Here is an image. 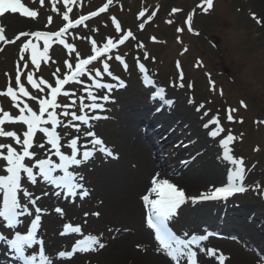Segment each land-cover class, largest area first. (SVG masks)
<instances>
[{"label":"rangeland","instance_id":"374dc122","mask_svg":"<svg viewBox=\"0 0 264 264\" xmlns=\"http://www.w3.org/2000/svg\"><path fill=\"white\" fill-rule=\"evenodd\" d=\"M25 1L32 5L34 11H40L43 6L45 13H41L40 18L35 17L32 25L17 28V32L45 28V24L51 28L63 25L65 23L63 14L70 12L69 8L77 10L75 14H78L108 0H70L66 7L49 1L44 5L39 3L40 0ZM255 1L213 0V7L204 12L203 7H206V4L203 0H112L108 14L87 24L71 36L72 51L65 52L62 47L48 51L47 57L39 62L38 70L31 64L27 53L24 54V60H20L23 40L16 45L11 44L14 48L8 47L5 55L12 53L13 56L6 61L0 60V90L4 91L11 80L13 89L17 91L19 103L23 104V101H26L17 89L15 75L18 67L22 74L20 83L24 84L30 94L34 93L35 88L27 82L29 72H32L33 79L38 84L40 79H46L48 84L56 87L55 81L61 79L69 70L66 61L73 65L77 60L89 56L95 51L94 48H100L109 39L113 41L117 37L119 32L110 18V15H116L118 21L122 23L121 32L125 33L124 36L128 31H134H131L133 35L128 47L124 49L132 70L126 74L129 75L125 82L126 89H118L115 92L118 96L117 108H122L129 100L136 98L134 92L139 87L141 79L140 69L134 67V55L141 53L140 59L146 60L151 69L159 74V78L162 74L167 76L166 81H160L169 86L171 95L173 94L177 100L175 118H182L185 124H193L197 133L201 134L205 121L201 118L203 112L209 113V117L212 116L213 119L220 116L221 122L227 123L226 130L223 131L225 138L229 134L235 138L228 145L232 157L242 159L245 171L252 172V175L256 172L264 174V23L260 20L262 13ZM262 3L264 5V0ZM174 9L178 11H173ZM141 10H144L145 15H140ZM190 15L194 35L188 32L187 19ZM144 17L146 18L143 20ZM49 18L53 19L51 23ZM150 19H153L152 22H148ZM140 23L144 24L142 29L139 27ZM9 37H13V34ZM153 37L156 40L150 42V38ZM93 40L96 41L95 46L92 44ZM25 63L27 67H24ZM181 71L184 76L183 87L179 86ZM53 73L57 75L54 76ZM172 80H175L176 87H170ZM212 82L215 83V89ZM40 86L44 88V84ZM78 88L75 86L69 90L76 93ZM50 94L51 90L47 92V96ZM35 96L40 99L46 97L38 88ZM91 97L92 95L88 99ZM8 99L11 104L14 103L10 97L0 96V107L3 108V112L10 108L7 104ZM241 101L246 107L241 105ZM26 102L29 106V103L34 101ZM199 107L203 109L200 112ZM230 108L235 109L232 120L227 119ZM50 112L46 114L47 118ZM105 114H109L110 118L99 121L95 126V129L104 136H99L103 140L108 139L104 132H113L111 117L116 116L114 109L102 115ZM89 131L93 130L87 132L81 130L79 134H87ZM110 142L112 149L115 150L116 143ZM199 146L215 151L214 155L217 154L219 157L220 147L218 148L216 141L207 145L202 142ZM90 147L94 148L93 144ZM222 151L224 154V146ZM207 159H203L202 162L206 163ZM226 164L228 168L236 167L228 160ZM135 165L131 164L133 168ZM222 165L218 164L219 167ZM259 198H264V175L249 184L246 194L241 196L238 202H250L251 199L257 201Z\"/></svg>","mask_w":264,"mask_h":264},{"label":"bare ground","instance_id":"6f19581e","mask_svg":"<svg viewBox=\"0 0 264 264\" xmlns=\"http://www.w3.org/2000/svg\"><path fill=\"white\" fill-rule=\"evenodd\" d=\"M255 4L259 6L262 13L260 20L264 23L262 0H256ZM32 24L31 19L19 13H7L0 17V26L5 28L8 36H15L17 28ZM6 50L7 46H4L0 52L1 61L13 56L12 53L5 55ZM146 93L147 90L142 89L139 100L132 99L119 109L116 105L113 107L116 114L113 118V132L106 131L104 134L109 142L116 143L115 153L108 156L97 150L79 166H70L76 181L89 191L88 198L69 200L62 194L55 195L50 187L42 190L37 187V183L30 182L34 188L26 187L31 192L32 199L37 201L32 205L25 197L24 204H28L29 211L34 212L36 207L45 209L41 213L44 225L42 236L45 239V255L51 259L52 264H172L140 218L141 193L152 187L149 175L160 173L162 177H171L178 188L185 190L186 195L207 192L229 182L233 171L228 169L227 164L218 166L222 162L220 152L218 151V157L217 154L214 155L215 151L202 150L204 147L199 146L202 142L207 145L216 141L219 148L223 136H210L206 131L208 125L204 126L201 134L197 133L193 124L182 131L185 121L175 118L174 110L178 103L174 96L167 98L173 103L165 105L172 108L171 112L167 113L162 109L154 114L153 106L148 98H144ZM204 120H210L209 114ZM189 130L192 131L191 134L185 137ZM197 134L200 136L192 142ZM85 143L77 147L78 159H83L85 146L87 150H92ZM185 144L187 146L177 152V148ZM213 146L214 144L211 145ZM14 148L17 150L20 144H15ZM61 152L69 156L73 154L68 145ZM162 152L169 155L170 161H177L179 154L183 158L175 167L169 168L167 160H159ZM47 153L51 154L52 150ZM203 159H207L206 163L202 162ZM132 163L136 164L134 168ZM263 175L260 172L247 175L243 182L252 184L253 180ZM21 195L22 193L19 196ZM191 207L188 211H180L176 218L180 233L199 229L206 234L207 230L200 224L208 222L228 237L226 240H218L209 236L198 249L201 264H218L216 257H207L200 251L202 247L206 249L208 243L211 244L208 249H216L217 254L223 253L228 257L224 264H264L261 259L264 257V198L242 203L231 199H215L195 202ZM56 208L62 209L63 214L56 212ZM95 209L101 212L100 216L93 215ZM67 222L78 223L83 233L97 237L105 247H97L94 251H85L67 259L57 258L56 246H63L73 236L60 235ZM233 233H237L236 238L229 237ZM251 242L260 246V251ZM5 257L6 251L0 242V264H8Z\"/></svg>","mask_w":264,"mask_h":264},{"label":"snow or ice","instance_id":"6c2138e0","mask_svg":"<svg viewBox=\"0 0 264 264\" xmlns=\"http://www.w3.org/2000/svg\"><path fill=\"white\" fill-rule=\"evenodd\" d=\"M41 4H43V0H40ZM206 7H203V11L207 12L209 9L213 7V0H203ZM65 3H68V0H65ZM112 3V0H108L107 3L103 5L98 11L104 12L109 5ZM71 11V8L68 9ZM173 11H178L174 9ZM5 13H21L25 17L35 18L37 17V12L30 10L29 8L25 7V5L21 2V0H0V17H3ZM97 12H92L88 16H80V18L75 21L76 25L81 24L83 21L88 20L92 16H96ZM141 16L144 14L141 13ZM63 19L67 20L68 23L61 27L56 32H43V31H20L18 34L15 35L14 39L9 40L8 37L5 35V28L0 26V41H5L8 43H15L16 41H20L21 38H28L34 37L37 40L43 38L44 40V48L42 52H38L37 45L33 43L32 39H26L25 42L22 43L20 49V60H24V54L31 50V63L36 66V69H39V62L40 59H44L47 57L48 53V46L49 41L51 38L56 37L59 38V43L64 45L67 49L72 50L73 45L65 44V40L62 39L65 33L68 31L69 28L73 26V22L69 20L68 12H65L63 15ZM114 19V18H113ZM191 15L187 19V24L189 30H191ZM49 23H51V18H49ZM116 29H120V24L117 22L115 25ZM139 27L142 29L144 27L143 23H140ZM177 31H182V29H177ZM133 33L128 31L127 34L119 40L120 44H123L128 37H131ZM152 39H155L154 37ZM92 44L95 46L96 41L93 40ZM142 46V45H141ZM116 47L113 44V41L109 39L107 43L103 45V49L94 48V50L99 55L101 51L107 52L110 48ZM2 50V49H0ZM187 49H185L186 51ZM97 59V56H88L86 59H80L75 64V70L72 72L71 76H65L64 79H57L55 81L56 87H52V85H48L51 89V100L48 99H39L38 103V111H34L31 107L27 104H24L23 107L20 106L19 97L17 95V91L13 89L11 85V80H9V84L6 87V90L0 91V96H8L11 100L15 103V107L19 109L20 114L13 117L8 112H3V108L0 107V112H3V118H0V136L3 137H12L15 138L16 144H22V152H17L15 148L11 145L5 146L0 144V149L7 147V154L3 155L0 153V158L6 161V172L7 175H0V191L3 192V209L0 210V217H3L7 222L9 227H13L16 224H19L20 221L17 217L27 213L29 217L33 216V213L29 211L28 204H21L20 200L18 199V192H22L25 197L28 198V202L32 205L37 203L36 199H32L31 192L28 191L27 188H22L21 183V173L26 174V181H30L31 183H36V175L34 174L33 167L27 166L24 163L26 157L34 156L33 152L29 151V148L32 146V138L35 135L37 129L40 132L45 133L48 137L49 142L51 143L52 147L56 149L55 155L59 157L60 163H54L51 159H39L36 161L38 165L39 175H41L45 180L50 183L56 184L57 186L64 185L68 188L69 192L71 193L75 189L79 188L82 190L81 194L83 196H87L88 192L83 188V184L76 181L75 174L68 171L69 165H80L85 161L89 160L93 154V150H87L85 146V150L83 151V159L77 158V139H72L70 141V147L72 149V155H65L63 152L60 151L59 145V135L55 131V126L59 123L57 116L54 112H50L48 114V120L43 119V114L47 111L48 107L55 109L58 105L56 104V97L57 94L61 92V86L65 85L69 82L70 79L75 80L79 77L82 73L85 72V66L89 65L90 62ZM117 60H122V57L117 56ZM19 64V62H18ZM67 67L72 69L73 65L66 61ZM125 70L127 69L128 65L125 63L124 65ZM177 66L179 67V61H177ZM199 66V65H198ZM24 67H27V63H25ZM139 68L142 72L145 73L144 81L146 84H153L154 81L148 76L147 69L145 68L144 64H140ZM103 69L109 76H112V73L108 71L109 65L108 63L103 64ZM54 76L57 73H53ZM96 75L99 76L100 72L97 71ZM180 80L181 84L180 87H183V72H180ZM16 83L18 85V91L23 94L24 97L29 96V92L25 89L24 84L20 83V70L19 67L17 68V75H16ZM117 80V85L112 84H101L97 83L96 87L98 88H107L109 91L113 89V87H124L125 83L119 77H114ZM27 82L31 84L33 88H38L40 91H43L41 88V84H47V81L41 79L40 84H38L33 79L32 72L27 73ZM212 87L215 89V83L212 82ZM164 92L163 88H159L154 93L155 97H160L163 103L167 105H171L173 103L172 100L164 99ZM222 94V90H221ZM64 95H68V93H64ZM110 97L108 95H104L100 97L107 101ZM32 100H37L36 96L31 97ZM92 99L95 101L97 97L93 96ZM241 105H244V102H240ZM92 109L103 108L102 104L92 103L89 105ZM203 107V105H201ZM235 109L228 110V120L233 119L232 113ZM27 112L28 115L24 113ZM64 115H71L75 120H80L87 122L89 117L86 115H76V113H68L65 112ZM106 117H102L96 115L92 117V119H104ZM51 121L52 128L42 127L41 125H45ZM15 123L22 121L24 124L27 125V130L23 132L24 139L21 141L20 136L17 135L15 131H5L3 125L5 122ZM211 123L219 124V119L215 118ZM75 126V125H74ZM78 127V126H76ZM207 127V125H205ZM223 128H219L217 131H212L211 135L216 136L219 132H223ZM88 136L95 137V133L89 131L87 133ZM235 138L232 135H227L225 139L221 141L224 146V158L231 162L232 165H235V169L231 174V178L226 186L222 187H215L209 189L207 192H202L199 196L195 197H187L185 191L182 188H178L175 184L171 183L167 179L159 178V173L155 174L151 180L152 187L148 190L147 194L142 196V200L144 204L147 206V223L148 225L155 229L156 232V239L159 241L160 246L166 250L167 255L172 258L176 262V264H180V257H186L189 264H197V252L193 251L190 245L198 244L202 241L208 240L212 233H208L205 235H198L192 236L189 240H181L175 237V234L171 231L168 227V221L171 217L176 214L177 209L184 204L186 201L191 200L193 203L196 201H207V200H215V199H228L234 193L237 192H244L246 191L245 186L243 185L244 180V166L242 159H235L230 154L231 150L229 149L228 145L231 141ZM91 143L95 145H100V151L104 152L106 155L111 156L112 152L107 147L103 146V141L100 139H94ZM39 147H43V145H38ZM184 163H187L186 161ZM56 169H62L64 175L62 176H54L53 173ZM239 181V183L237 182ZM155 195V198H150L152 195ZM45 211L40 207H36L34 209L35 215L34 218L30 220V228L27 230L26 234H21L17 231L14 235V238H7L4 234L0 233V241H5L6 244L12 250V254L18 258V260L23 261V264H37V254L33 252H29L28 250L32 249L33 245H39L38 255H39V264H52L51 259L45 255L44 249V241L43 239H39L37 237L38 229L41 225V213ZM56 212L63 214V210L60 208L55 209ZM94 215H99V213H94ZM71 230L73 232H80L81 229L79 226L73 227L71 224L65 225V231ZM90 242V243H89ZM87 245V246H86ZM104 248L105 245L99 242L97 237L89 235L86 237L85 240L78 241L77 245L74 246L73 250L70 252L60 251L58 253L59 257L61 258H71L73 253L77 250L79 251H94L96 248ZM200 251L205 254L207 257H216L218 264H224V261L228 259L223 253L217 254L216 249H207L205 250L203 247L200 248ZM27 253V254H26ZM264 261V257L261 258Z\"/></svg>","mask_w":264,"mask_h":264},{"label":"water","instance_id":"95a60500","mask_svg":"<svg viewBox=\"0 0 264 264\" xmlns=\"http://www.w3.org/2000/svg\"><path fill=\"white\" fill-rule=\"evenodd\" d=\"M2 41H0V44H1Z\"/></svg>","mask_w":264,"mask_h":264}]
</instances>
